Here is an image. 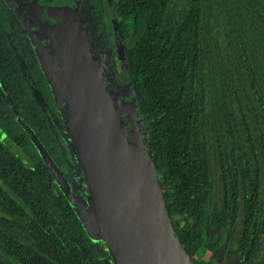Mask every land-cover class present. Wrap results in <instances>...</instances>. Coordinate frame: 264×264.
<instances>
[{"label": "trees", "instance_id": "trees-1", "mask_svg": "<svg viewBox=\"0 0 264 264\" xmlns=\"http://www.w3.org/2000/svg\"><path fill=\"white\" fill-rule=\"evenodd\" d=\"M108 2L120 22L118 37L132 36L131 43L120 41L112 52L104 0H79L78 19L92 57L111 69L105 81L115 105L111 80L119 94L124 89L121 97L135 100L183 249L196 264H258L264 0ZM10 19L8 1L0 0V134L16 147L0 139V264H114L19 123H27L69 186L77 180L88 196L71 137L65 147L55 129L61 116L51 81L12 33Z\"/></svg>", "mask_w": 264, "mask_h": 264}, {"label": "water", "instance_id": "water-1", "mask_svg": "<svg viewBox=\"0 0 264 264\" xmlns=\"http://www.w3.org/2000/svg\"><path fill=\"white\" fill-rule=\"evenodd\" d=\"M78 25L80 37L73 44L72 59L79 75L70 66L65 77L73 89H66L67 82L57 68L49 74L43 58L41 64L54 92L59 85L65 86L62 94L70 107L68 116L64 115L84 172L87 201L93 206L98 226L95 233L88 230L91 235L99 233L114 264H196L174 233L152 156L146 149V165L129 146L135 147L131 138L139 131L127 135L120 114L116 117L117 106L106 89V76L100 72L79 22ZM19 123L69 201L75 208L81 205L34 132L23 119ZM0 139L15 149L5 135L0 134Z\"/></svg>", "mask_w": 264, "mask_h": 264}, {"label": "rangeland", "instance_id": "rangeland-1", "mask_svg": "<svg viewBox=\"0 0 264 264\" xmlns=\"http://www.w3.org/2000/svg\"><path fill=\"white\" fill-rule=\"evenodd\" d=\"M108 1L109 0H104L105 30L109 38L110 46H112V49L114 48V52L115 48L120 46V41H123L125 44L131 43L132 36L127 35L121 37L119 35L118 37V26L120 22L115 20ZM8 2L11 8L10 22L12 33L21 41V43L23 42L22 44H26L25 48H28L27 50H29V52L31 50L33 51L30 53H33V55L36 56L40 62L41 58H43L45 63L43 66L46 67L47 72L52 74L54 73L53 71H55V68H57L59 73L63 74L64 79L66 80V74L69 72L66 68L71 66V69L74 70L75 74L79 75V70L75 68L74 61L72 59V57L75 56L72 49L73 44L77 41V37H80V28L78 25L79 0H8ZM98 61L101 62L99 58ZM105 66L107 70L109 68L107 63H105ZM110 70L111 69L109 68V71ZM118 74L119 81L124 84L122 81L124 78V71L122 68L119 70ZM66 82L68 86L66 89H73L72 83L67 80ZM110 83L113 91H115V100L117 101L116 117L120 114V120L124 124L127 135L131 131H139L135 132V135L131 138L135 147L132 145L129 146L133 148L137 158L147 165L146 162L149 160V155L146 150L147 148L145 147V132L143 125L139 120H136L137 110L135 108V100H120V94L118 93L120 85L114 83L113 80H111ZM79 88L82 87L79 86ZM64 89V85H59L54 92L58 114L61 116V119L54 123H59L55 125V128L61 131V134L59 132L61 140L66 141V137L70 132V126L66 123L68 121H66L67 117L65 119L64 114L66 113L68 116L70 106L68 105L66 98L63 96L64 94H62ZM127 92L129 93L128 90ZM64 146H67L66 143H64ZM138 146H140L139 149H136ZM71 182L73 183L71 189L73 191H77L79 194H75L74 191V198H76L78 202H81V205H76V209L80 213L81 218L88 229L92 233H95L98 231V226L95 221L93 206L90 200L87 201V196L83 197L76 180L73 179ZM59 188L63 192L61 187ZM74 198L71 196V199L77 202ZM195 243L197 245L200 244L198 241H195ZM263 253L258 259V264H264Z\"/></svg>", "mask_w": 264, "mask_h": 264}, {"label": "flooded vegetation", "instance_id": "flooded-vegetation-1", "mask_svg": "<svg viewBox=\"0 0 264 264\" xmlns=\"http://www.w3.org/2000/svg\"><path fill=\"white\" fill-rule=\"evenodd\" d=\"M8 1V0H7ZM9 3V2H8ZM78 4H79V2H78ZM78 7H79V5H78ZM79 20V19H78ZM26 47V44H22V48H24V49H28V48H25ZM112 47V46H111ZM31 50V49H30ZM28 51V53H29V50H27ZM32 51V50H31ZM30 51V52H31ZM33 52V51H32ZM113 52V51H112ZM107 61V60H106ZM100 63V62H99ZM101 65V64H100ZM100 68L102 69V71L104 72L105 71V73H107V70H106V66H105V64H103L102 66H100ZM116 69H117V73H119V70H121V68L120 67H116ZM107 75V74H106ZM118 77H119V74H118ZM108 80V79H107ZM108 84V83H107ZM109 87V86H108ZM120 98H123L124 99V97H121V94H120ZM129 99V98H128ZM128 99H126V100H128ZM56 129V128H55ZM57 130V129H56ZM59 132H60V134H61V131L60 130H57V133H58V137L60 136V134H59ZM60 139V138H59ZM61 140V139H60ZM62 141V143H66L67 144V141H65V140H61ZM73 180V179H72ZM76 182H77V180H76ZM72 185H73V183H71ZM78 185H79V187H80V189L82 190L83 188H81V185L79 184V183H77ZM73 191V190H72ZM75 191V190H74ZM73 191V192H74ZM75 194H78V192L77 191H75L74 192ZM83 194V197L84 196H86V192L84 191V193H82ZM79 195V194H78ZM80 198H81V196H80Z\"/></svg>", "mask_w": 264, "mask_h": 264}]
</instances>
